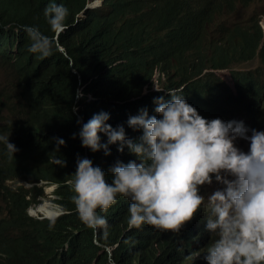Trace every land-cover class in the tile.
<instances>
[{
	"label": "trees",
	"instance_id": "trees-1",
	"mask_svg": "<svg viewBox=\"0 0 264 264\" xmlns=\"http://www.w3.org/2000/svg\"><path fill=\"white\" fill-rule=\"evenodd\" d=\"M89 1L57 0L69 10L65 27L54 37L59 47L40 57L28 51L22 26L37 25L52 35L43 15L49 0H0V63L14 76L12 95L0 90V133H10L18 149L12 154L0 142V264H206L200 255L213 237L199 209L179 233L129 228V200L118 196L105 212L97 209L107 218L106 232L85 226L70 200L77 154L106 177L116 161L136 157L127 148L118 152L115 144L109 155L92 152L72 133L78 118L86 122L100 110L110 113L113 127L142 108L155 114L153 97L167 98L153 88L156 75L159 89L178 90L202 116L242 120L249 132L264 129L259 20L215 23L240 0H99L100 6L86 9ZM255 57L256 69L231 70ZM220 70H230L233 87L216 75ZM125 131L131 138L140 134L126 124ZM57 137L65 143L57 146ZM48 186L61 212L53 219L30 216Z\"/></svg>",
	"mask_w": 264,
	"mask_h": 264
},
{
	"label": "clouds",
	"instance_id": "clouds-1",
	"mask_svg": "<svg viewBox=\"0 0 264 264\" xmlns=\"http://www.w3.org/2000/svg\"><path fill=\"white\" fill-rule=\"evenodd\" d=\"M68 11L57 0L44 7L52 35L37 25L22 26L29 52L46 57L59 47L54 37L64 29ZM154 89L167 94L153 97L155 114L142 108L115 127L104 110L86 122L77 119L80 127L72 138L78 137L81 146L109 155V146L115 144L118 152L127 148L136 157L116 161L106 177L91 159L77 154L69 184L78 218L94 232H106L107 218L97 209L105 212L123 196L129 200V228L150 225L179 233L199 209L213 237L200 255L206 264H264V129L253 128L249 134L242 120L206 118L178 90ZM82 96L78 90L77 99ZM125 124L139 130V136L128 137ZM9 135L0 133V142L13 154L18 149ZM238 139L247 142L246 151L237 145ZM55 140L57 146L65 143L63 138ZM64 163L57 158V164ZM213 184L210 193H201V186Z\"/></svg>",
	"mask_w": 264,
	"mask_h": 264
},
{
	"label": "rangeland",
	"instance_id": "rangeland-1",
	"mask_svg": "<svg viewBox=\"0 0 264 264\" xmlns=\"http://www.w3.org/2000/svg\"><path fill=\"white\" fill-rule=\"evenodd\" d=\"M95 1H96V3H95L96 7L100 6L99 0H94L93 3ZM241 2H242V5H241ZM245 2H246V4H245ZM245 2L243 0L240 1V3H238L237 7L233 11L232 15H230L232 12L229 11L227 13V16L229 15L228 17L226 16V14L221 15L218 18H216L215 23L218 24L219 22L226 19L228 23L230 21L233 22V23H229V24H236L237 22H238L237 24H239V23L240 24H246L249 22L251 17H253V18H255V19L257 18L259 20L260 27L262 28V31L264 32V27H263L264 26V0H252L249 3L247 1H245ZM246 18H248L249 20ZM244 21H246V22L244 23ZM259 66H260L259 59L257 57H255V58H253L247 62L233 66L231 68V70H237L238 69V70H242V71H245V70L249 71V70H254ZM229 72H230V70H220V71H216L215 73L227 85H229L230 87H233L231 84ZM156 76H155V78H156ZM155 78H154V82H153V88H154V86L158 88V84L155 82ZM13 85H14V76H13L11 69L8 66L0 63V90H5V92L8 91L10 93V95H12V90H13L12 86ZM249 134H250V132H249ZM237 145L241 149H243L245 151L247 150V142L245 140L238 139ZM25 186L28 187L27 185H25ZM215 187H216L215 184H213L211 186H209V185L201 186V193L202 194H208ZM43 193L45 196L41 200L42 205L40 207H38L39 205H36L35 207H31L28 210V214L34 218H41L43 216L44 217H51V216L61 212L60 209L58 207H56L51 201V199L53 200L55 198V196L53 194V187H50V188L44 187ZM53 218H56V217L54 216V217H52V219Z\"/></svg>",
	"mask_w": 264,
	"mask_h": 264
},
{
	"label": "bare ground",
	"instance_id": "bare-ground-1",
	"mask_svg": "<svg viewBox=\"0 0 264 264\" xmlns=\"http://www.w3.org/2000/svg\"><path fill=\"white\" fill-rule=\"evenodd\" d=\"M195 1H196V0H195ZM199 1H200V0H199ZM233 1H234V0H233ZM240 1H241V0H240ZM243 1H244V0H243ZM248 1H249V0H248ZM248 1H247V2H248ZM235 2H236V0H235ZM235 2H234V3H235ZM238 2H239V1H238ZM244 2H245V1H244ZM202 3H203V2H202ZM217 3H218V2H217ZM239 3H240V2H239ZM248 3H249V2H248ZM196 4H197V3H196ZM243 4H244V3H243ZM245 4H246V2H245ZM202 5H203V4H202ZM227 5H228V4H227ZM241 5H242V2H241ZM229 6H230V5H229ZM198 7H200V6H198ZM201 7H202V6H201ZM205 7H206V6H205ZM205 7L203 6L202 8H205ZM232 7H234V6H232ZM232 7H231V8H232ZM235 7H236V5H235ZM223 8H225V7L223 6ZM227 8H229V7H227ZM241 8H242V7H241ZM229 9H230V8H229ZM226 10H227V9H226ZM231 10H232V9H231ZM219 12H221V11H219ZM226 12H227V11H226ZM222 14H223V12H222ZM224 14H225V13H224ZM224 14H223V15H224ZM232 14H233V12H232L230 15H232ZM226 16H227V13H226ZM226 16H225V17H226ZM228 16H229V15H228ZM228 16H227V17H228ZM225 17H224V18H225ZM227 17H226V18H227ZM222 18H223V17H222ZM231 18H232V17H231ZM251 18H252V17H251ZM246 19H248V18H246ZM253 19H255V18H253ZM248 20H249V19H248ZM233 21H234V20H233ZM245 22H246V21H244V23H245ZM251 22H252V20H251ZM229 23H233V22L230 21ZM237 23H238V22H237ZM237 23H236V24H237ZM241 23H242V22H241ZM239 24H240V23H239ZM246 24H247V23H246ZM247 25H248V24H247ZM259 25H260V24H259ZM249 26H250V25H249ZM254 26H255V24L253 25V27H254ZM257 26H258V24H257ZM247 27H248V26H247ZM263 27H264V26H263ZM248 28H249V27H248ZM261 29H262V28H261ZM263 34H264V32H263ZM55 38H56V37H55ZM55 215L57 216L58 214H55ZM53 216H54V215H53ZM47 218H48V217H47ZM49 218H52V216L49 217ZM1 220H2V219H1ZM1 222H2V221H1ZM10 222H11V220H10ZM8 223H9V221H8ZM3 224H4V223H1V225H3ZM1 225H0V226H1ZM8 225H9V224H8ZM5 226H6V224H5ZM5 226H4V227H5ZM1 227H2V226H1ZM1 227H0V228H1ZM2 229H4V228L2 227ZM5 229H7V226H6ZM3 232H4V233H7V230H4ZM0 250H1V249H0ZM194 258H196L195 255H194ZM3 264H4V263H3ZM6 264H8V263L6 262Z\"/></svg>",
	"mask_w": 264,
	"mask_h": 264
},
{
	"label": "water",
	"instance_id": "water-1",
	"mask_svg": "<svg viewBox=\"0 0 264 264\" xmlns=\"http://www.w3.org/2000/svg\"><path fill=\"white\" fill-rule=\"evenodd\" d=\"M93 7H96V5L93 4V3L90 2V1H89V3L86 5V9H87V8H93ZM54 216L57 217L56 215H54ZM54 216H52V217H54Z\"/></svg>",
	"mask_w": 264,
	"mask_h": 264
}]
</instances>
